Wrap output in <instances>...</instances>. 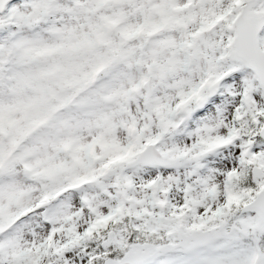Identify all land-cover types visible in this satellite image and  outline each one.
<instances>
[{"label":"snow or ice","instance_id":"6c2138e0","mask_svg":"<svg viewBox=\"0 0 264 264\" xmlns=\"http://www.w3.org/2000/svg\"><path fill=\"white\" fill-rule=\"evenodd\" d=\"M0 264H264V0H0Z\"/></svg>","mask_w":264,"mask_h":264}]
</instances>
